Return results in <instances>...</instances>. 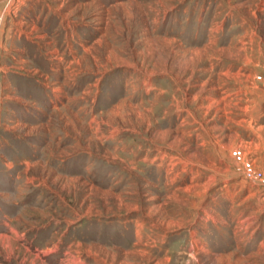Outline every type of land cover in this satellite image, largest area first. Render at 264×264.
Returning a JSON list of instances; mask_svg holds the SVG:
<instances>
[{
  "label": "rangeland",
  "instance_id": "rangeland-1",
  "mask_svg": "<svg viewBox=\"0 0 264 264\" xmlns=\"http://www.w3.org/2000/svg\"><path fill=\"white\" fill-rule=\"evenodd\" d=\"M264 0H0V264H264Z\"/></svg>",
  "mask_w": 264,
  "mask_h": 264
},
{
  "label": "built area",
  "instance_id": "built-area-1",
  "mask_svg": "<svg viewBox=\"0 0 264 264\" xmlns=\"http://www.w3.org/2000/svg\"><path fill=\"white\" fill-rule=\"evenodd\" d=\"M230 157L237 166L242 178L248 182L256 184L258 186H264V174L255 167L253 161L246 157L244 151L239 148H232L230 150Z\"/></svg>",
  "mask_w": 264,
  "mask_h": 264
}]
</instances>
